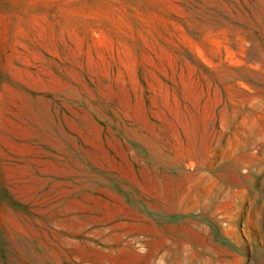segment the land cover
Wrapping results in <instances>:
<instances>
[{"label": "rangeland", "instance_id": "1", "mask_svg": "<svg viewBox=\"0 0 264 264\" xmlns=\"http://www.w3.org/2000/svg\"><path fill=\"white\" fill-rule=\"evenodd\" d=\"M0 264H264V0H0Z\"/></svg>", "mask_w": 264, "mask_h": 264}]
</instances>
